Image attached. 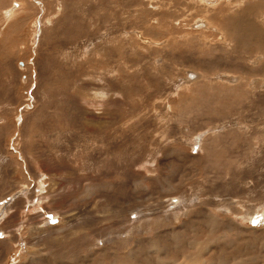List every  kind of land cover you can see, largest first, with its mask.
Returning a JSON list of instances; mask_svg holds the SVG:
<instances>
[{"label": "rangeland", "instance_id": "obj_1", "mask_svg": "<svg viewBox=\"0 0 264 264\" xmlns=\"http://www.w3.org/2000/svg\"><path fill=\"white\" fill-rule=\"evenodd\" d=\"M263 66L264 0H0V264H264Z\"/></svg>", "mask_w": 264, "mask_h": 264}, {"label": "bare ground", "instance_id": "obj_2", "mask_svg": "<svg viewBox=\"0 0 264 264\" xmlns=\"http://www.w3.org/2000/svg\"><path fill=\"white\" fill-rule=\"evenodd\" d=\"M218 1H219V0H218ZM208 2H209V1H208ZM214 5H215V4H214ZM20 6H21V5H20ZM4 13H5V12H4ZM9 14H10V13H9ZM5 16H6V14H5ZM5 16H4V17H5ZM4 17H3V18H4ZM7 17H8V16H7ZM209 24H210V23H209ZM249 27H250V26H249ZM261 27H262V26H261ZM216 29H217V28H216ZM225 29H226V28H225ZM228 31H229V30H228ZM226 32H227V31H226ZM232 32H233V31H232ZM234 32H235V31H234ZM254 32H255L256 34H258L260 31H259L258 28H256V29L253 28V29H252V33H254ZM220 33H221V32H220ZM235 33H236V32H235ZM227 34H228V33H227ZM224 36H225V35H224ZM222 37H223V36H222ZM263 67H264V66H263ZM190 75H191L190 77H193V76H194L193 78H197V76H198V74H196V73H192V74H190ZM254 76H255V75H254ZM235 124H237V123H235ZM239 124H240V123H239ZM239 124H238V125H239ZM230 126H231V125H230ZM216 127H217V126H216ZM221 127H222V126H221ZM241 130H242V129H241ZM214 131H216V130H214ZM220 132H221V131H220ZM204 134H205V133H204ZM223 134H224V133H223ZM210 135H211V134H210ZM224 135H225V134H224ZM204 136H205V135H204ZM217 136H218V135H217ZM219 136H220V135H219ZM227 136H228V135H227ZM217 138H218V137H217ZM221 139H222V138H221ZM213 140H214V139H213ZM225 140H226V139H225ZM191 142H192V141H191ZM194 142H195V141H194ZM227 143H228V142H226V144H227ZM209 144H210V143H209ZM192 146H193V145H192ZM210 147H211V146H210ZM173 148H174V147H173ZM177 148H178V147H177ZM203 148H204V147H203ZM207 148H208V147H207ZM205 149H206V148H205ZM181 150H182V149H181ZM208 150H209V149H208ZM168 151H169V150H168ZM185 151H186V150H185ZM162 152H163V151H162ZM173 154H174V153H173ZM199 155H200V154H199ZM199 155H198V156H199ZM202 155H203V154H202ZM150 157H151V156H150ZM192 157H195V156H192ZM199 158H200V157H199ZM199 158H198V159H199ZM194 159H195V158H194ZM192 161H194V160L192 159ZM201 161H202V160H201ZM152 163H153V162H152ZM196 163H197V162H196ZM198 163H199V162H198ZM213 167H214V166H213ZM40 173H41V172H40ZM40 173H39V174H40ZM141 177H142V176H141ZM205 180H206V179H205ZM38 185L40 186V184H38ZM90 185H91V184H90ZM104 185H105V184H104ZM233 185H234V184H233ZM231 186H232V185H231ZM109 187H110V185H109ZM112 187H113V185H112ZM96 188H97V186H96ZM87 189H88V188H87ZM89 190H90V188H89ZM91 190H92V189H91ZM94 190H95V188H94ZM174 190H175V189H174ZM84 191H85V190H84ZM84 191H83V192H84ZM96 191H97V190H96ZM132 191H133V190H132ZM243 191H244V190H243ZM94 192H95V191H94ZM86 193H87V192H86ZM24 194H25V193H24ZM84 195H85V194H84ZM181 195H182V194H181ZM81 196H82V195H81ZM86 196H87V195H86ZM163 196H164V195H163ZM220 196H221V195H220ZM84 197H85V196H84ZM88 197H89V196H88ZM175 197H176V196H175ZM167 198H168V197H167ZM92 199H93V198H92ZM152 199H153V198H152ZM170 199H171V198H170ZM176 199H177V198H176ZM176 199H175V201H176ZM206 199H207V198H206ZM226 199H227V198H226ZM203 200H204V199H203ZM166 201H167V199H166ZM177 201H178V200H177ZM177 201H176V202H177ZM240 201H241V200H240ZM137 202H138V201H137ZM156 202H157V201H156ZM176 202H175V203H176ZM181 202H183V201L181 200ZM187 202H188V201H187ZM197 202L199 203L200 200H198ZM204 202H205V201H204ZM178 203H179V202H178ZM193 203H194V202H193ZM195 203H196V202H195ZM201 203H203V202H201ZM242 203H243V202H242ZM184 204H185V203H184ZM191 204H192V203H191ZM205 204H206V203H205ZM196 205H197V204H196ZM211 205H212V204H211ZM239 205H240V204H239ZM192 206H193V205H192ZM180 207H182V206H180ZM182 208H183V207H182ZM206 208H207V206H206ZM235 208H236V207H235ZM163 209H164V208H163ZM175 209H176V208H175ZM145 210H146V209H145ZM148 210H149V209H148ZM182 210H183V209H182ZM182 210H181V211H182ZM186 210H187V209H186ZM137 211H138V210H137ZM174 211H175V210H174ZM183 211H185V210H183ZM204 211H205V210H204ZM127 212H128V211H127ZM172 212H173V211H172ZM200 212H201V211H200ZM210 212H211V211H210ZM237 212H238V211H237ZM179 213H180V212H179ZM192 213H193V212H192ZM192 213H191V214H192ZM205 213H206V212H205ZM213 213H214V212H213ZM3 214H4V213H3ZM167 214H170V213H167ZM207 214H208V213H207ZM210 214H211V213H210ZM217 214H218V213H217ZM184 215H185V214H184ZM205 215H206V214H205ZM139 216H140V215H139ZM191 216H192V215H191ZM196 216H197V215H196ZM210 216H211V215H210ZM214 216H215V215H214ZM200 217L203 218L202 215H201ZM215 217H216V216H215ZM215 217H214V218H215ZM249 217H250V216H249ZM249 217H248V218H249ZM147 218H148V217H147ZM197 218H198V217H197ZM216 218L219 219V217H216ZM133 219H134V218H133ZM162 219H163V218H162ZM200 219H201V218H200ZM224 219H225V217H224ZM188 220H189V219H188ZM215 220H216V219H215ZM232 220H233V219H232ZM167 221H168V220H167ZM207 221H208V220H207ZM220 221H221V220H220ZM234 221H235V220H234ZM138 222H139V221H138ZM169 222H170V221H169ZM171 222H172V221H171ZM201 222H203V221H201ZM215 223H216V222L214 221V228H215V226H216ZM145 224H146V223H145ZM145 224H144V225H145ZM210 224H211V223H210ZM216 224H217V223H216ZM222 224H223V222H222ZM222 224H220V222H219V225H220V226H221ZM232 224H234V223H232ZM237 224H238V223H236L235 225H237ZM15 225H16V224H15ZM137 225H138V224H137ZM174 225H175V224H174ZM201 225H202V223H201ZM211 225H212V224H211ZM16 226H17V225H16ZM181 226H183V225H181ZM197 226H198V225H197ZM217 226H218V225H217ZM217 226H216V227H217ZM243 226H244V225H243ZM246 226H247V225H246ZM246 226H245V227H246ZM199 227H200V226H199ZM15 228H16V227H15ZM150 228H151V227H150ZM247 228H249V227H247ZM250 228H251V227H250ZM255 228H256V227H255ZM172 229H173V228H172ZM239 229H240V228H239ZM213 230H214V229H213ZM220 230H221V229H220ZM224 230H225V229H224ZM235 230H237V229H235ZM252 230H253V229H252ZM177 231H178V229H177ZM218 231H219V230H218ZM218 231H217V232H218ZM221 231H222V230H221ZM237 231H238V230H237ZM181 232H182V231H181ZM209 232H210V231H209ZM211 232H212V231H211ZM254 232H255V231H254ZM3 233H4V232H3ZM8 233H9V232H8ZM110 233H111V232H110ZM130 233H131V232H130ZM195 233H196V232H195ZM218 233H219V232H218ZM223 233H224V232H223ZM239 233H240V232H239ZM192 234H193V233H192ZM196 234H197V233H196ZM212 234H213V232H212ZM254 234H256V232H255ZM258 234H259V233H258ZM9 235H10V234H9ZM178 235H179V234H178ZM217 235H218V234H217ZM226 235H227V233H226ZM6 236H7V234H6ZM10 236H11V235H10ZM185 236H186V235H185ZM189 236H190V235H189ZM220 236H221V235H220ZM229 236H230V235H229ZM178 237H179V236H178ZM178 237H177V238H178ZM181 237H182V236H181ZM181 237H180V238H181ZM191 237H192V236H191ZM237 237H238V236H237ZM10 238H12V237H9V239H10ZM189 238H190V237H189ZM222 238H223V237H222ZM239 238H240V236H239ZM7 239H8V238H7ZM190 239H191V238H190ZM190 239H189V240H190ZM242 239H244V238H242ZM10 240H11V239H10ZM12 240H13V239H12ZM177 240H178V239H177ZM192 240H194V239H191V242H192ZM200 240H201V239H200ZM135 241H136V240H135ZM246 241H247V240H246ZM248 241H249V240H248ZM250 241H251V240H250ZM10 242H12V241H10ZM182 242H183V241H182ZM244 242H245V241H244ZM7 243H8L9 245L11 244V243H9V241H8ZM174 243H175V242H174ZM203 243H204V242H203ZM206 243H207V242H206ZM226 243H227V242H226ZM244 244H245V243H244ZM9 245H8V246H9ZM11 245H12V244H11ZM196 245H197V244H196ZM198 245H199V244H198ZM221 245H222V244H221ZM8 246H7V247H8ZM226 246H227V245H226ZM7 247H6V248H7ZM166 247H167V246H166ZM161 248H162V247H161ZM200 248H201V247H200ZM156 249H157V248H156ZM162 249H163V248H162ZM179 249H180V248H179ZM241 249H242V248H241ZM6 250H8V249H6ZM127 250H128V249H127ZM154 250H155V249H154ZM159 251H160V250H159ZM179 251H181V250H179ZM185 251H186V250H185ZM219 251H220V250H219ZM43 252H44V251H43ZM153 252H154V251H153ZM174 252H175V251H174ZM181 252H183V251H181ZM8 253H9V252H8ZM196 253H197V252H196ZM162 254H163V253H162ZM190 254H191V253H190ZM6 255H7V254H6ZM163 255H164V254H163ZM222 255H223V254H222ZM40 256H41V252H39V251H34V252L31 253V255L29 256L28 260H29L30 258H31V259H34V258H38V257H40ZM90 256H91V255H90ZM90 256H89V257H90ZM118 256H119V255H118ZM26 257H27V256H26ZM43 257H46V256H43ZM165 257H166V256H165ZM192 257H194V256H192ZM41 258H42V257H41ZM23 259H24V258H23ZM162 259H163V257H162ZM200 259H202V258H200ZM203 259H205V257H204ZM15 260H16V259H15ZM28 260L25 261V259H24L25 263H27ZM35 260H36V259H35ZM186 260H188V258H186ZM22 261H23V260H22ZM166 261H167V260H166ZM168 261H169V259H168ZM188 261H189V260H188ZM6 262H7V261H6ZM162 262H163V260H162ZM4 263H5V262H4ZM4 263H3V264H4ZM22 263H23V262H22ZM22 263H21V264H22ZM97 263H98V262H97ZM115 263H116V262H115ZM189 263H190V261H189ZM201 263H203V262H201L199 259H195L194 262H193V264H201ZM5 264H6V263H5ZM182 264H183V263H182ZM239 264H241V263H239Z\"/></svg>", "mask_w": 264, "mask_h": 264}]
</instances>
